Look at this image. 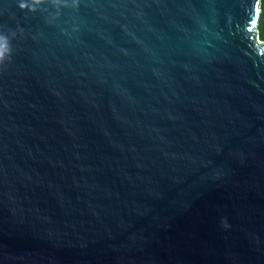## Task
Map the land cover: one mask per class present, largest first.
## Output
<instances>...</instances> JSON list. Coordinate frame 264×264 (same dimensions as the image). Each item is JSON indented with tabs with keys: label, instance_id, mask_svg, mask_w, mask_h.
Returning a JSON list of instances; mask_svg holds the SVG:
<instances>
[{
	"label": "water",
	"instance_id": "obj_1",
	"mask_svg": "<svg viewBox=\"0 0 264 264\" xmlns=\"http://www.w3.org/2000/svg\"><path fill=\"white\" fill-rule=\"evenodd\" d=\"M263 4L0 0V264H264Z\"/></svg>",
	"mask_w": 264,
	"mask_h": 264
},
{
	"label": "clouds",
	"instance_id": "obj_2",
	"mask_svg": "<svg viewBox=\"0 0 264 264\" xmlns=\"http://www.w3.org/2000/svg\"><path fill=\"white\" fill-rule=\"evenodd\" d=\"M43 2V0H18V7L21 10L28 9L29 11H36L37 6L40 5ZM49 2L56 7H59L62 3V0H49ZM77 3V0H72L73 6H75ZM13 36L15 33L12 34ZM0 39L4 40V46L5 51L4 53L0 54V63H3L5 60H7L11 53V44L9 36L3 35L0 36ZM225 227H227V224L225 223Z\"/></svg>",
	"mask_w": 264,
	"mask_h": 264
},
{
	"label": "trees",
	"instance_id": "obj_3",
	"mask_svg": "<svg viewBox=\"0 0 264 264\" xmlns=\"http://www.w3.org/2000/svg\"><path fill=\"white\" fill-rule=\"evenodd\" d=\"M259 38L261 41H264V4L262 5Z\"/></svg>",
	"mask_w": 264,
	"mask_h": 264
}]
</instances>
